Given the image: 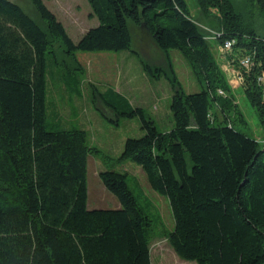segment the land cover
I'll list each match as a JSON object with an SVG mask.
<instances>
[{"label":"trees","instance_id":"obj_1","mask_svg":"<svg viewBox=\"0 0 264 264\" xmlns=\"http://www.w3.org/2000/svg\"><path fill=\"white\" fill-rule=\"evenodd\" d=\"M87 1L99 23L74 42L43 0L31 2L44 26L19 4L0 0V264H153L152 219L127 174L100 172L120 207L89 209L87 164L96 150L85 129L53 130L48 121V61L59 64L56 44L77 69L78 52L130 51L149 76L162 75L132 49L131 25L146 30L169 60L164 75L174 90V126L161 132L143 108L116 107L93 86L103 116L112 113L116 124L141 120L145 134L127 139L120 160L138 164L150 187L167 197L174 219L167 238L178 257L196 264H264V145L237 129L247 123L244 114L186 0ZM197 1L206 18L218 12L209 29L220 35L217 44L232 42L233 65L252 58L244 93L264 125V35L231 0ZM250 2L264 17V0ZM170 50L185 58L200 91L185 92Z\"/></svg>","mask_w":264,"mask_h":264},{"label":"rangeland","instance_id":"obj_2","mask_svg":"<svg viewBox=\"0 0 264 264\" xmlns=\"http://www.w3.org/2000/svg\"><path fill=\"white\" fill-rule=\"evenodd\" d=\"M19 4L33 19L44 26L31 0H11ZM45 5L57 16L65 26L69 36L78 42L84 33L98 25V19L90 17L91 8L87 0H43ZM238 13L253 23L257 32L264 35V17L258 7L252 6L250 0H231ZM191 15L201 29L210 34L212 20L218 21V12L212 11L211 17L201 12L197 0H186ZM133 34L132 49L137 51L141 59L152 68H161L170 73L169 60L166 53L159 49L152 36L144 29L131 25ZM213 52L220 72L224 75L230 87L234 104H237L244 114L246 125H237V129L264 145V125L261 123L257 110L244 93L246 77L249 72H243V81L237 73L239 68L233 65L222 46L212 40ZM55 65L48 61V121L49 129H70L72 127L87 131L88 144L95 148L88 156L87 183L88 208L120 207L117 198L108 191L100 179L102 171H117L127 174V182L135 194L142 209L152 219L151 256L153 264H196L185 261L177 256L171 247L167 234L174 227V219L167 197L154 191L142 168L130 159L120 160L124 145L128 138H140L145 134L139 117L120 118L119 124L112 122L114 115L107 112L103 116L99 103L93 102V86L111 104L123 108V102L132 103L138 98L132 88L139 87L145 93L140 96L147 117L153 119L161 132H169L174 126L171 100L174 90L169 80L162 72L159 78L149 76L142 67L139 57L130 51L121 52H78L80 69L64 55V46L56 44ZM169 56L173 68L185 92L195 93L202 89L189 64L178 50H170ZM69 63V74L65 66ZM76 69V71H74ZM73 71V74L70 72ZM150 84V85H149ZM150 89V90H149ZM148 91L151 98L148 97ZM56 112L58 119L53 118ZM60 119V123H59ZM191 167V162L189 160ZM117 205V206H116Z\"/></svg>","mask_w":264,"mask_h":264},{"label":"built area","instance_id":"obj_3","mask_svg":"<svg viewBox=\"0 0 264 264\" xmlns=\"http://www.w3.org/2000/svg\"><path fill=\"white\" fill-rule=\"evenodd\" d=\"M209 32H211L210 34H208V39L209 40H214L216 41L220 35L209 29ZM222 49L224 50L225 54H228L229 52L232 51L233 48V44L230 41H226L225 43L221 44ZM253 66V60L250 56H243L239 61H238V67L241 72L237 73L239 75V79L241 81H243V72H249L252 69ZM260 82H264V73L261 75V77L259 78ZM218 93L220 95L226 96L225 92L222 90H219Z\"/></svg>","mask_w":264,"mask_h":264},{"label":"crops","instance_id":"obj_4","mask_svg":"<svg viewBox=\"0 0 264 264\" xmlns=\"http://www.w3.org/2000/svg\"><path fill=\"white\" fill-rule=\"evenodd\" d=\"M150 85V84H149ZM150 90V89H149ZM132 91H134L135 93H136V95H137V99L135 100V103L133 104L132 103V105L134 106V107H140V108H145L144 107V104H147L146 102H141V100H140V96H142V94L143 93H145L144 92V90L143 89H141V88H139V87H134V88H132ZM147 93H148V97H150L151 98V93H149L148 91H146ZM148 105V104H147ZM117 206V205H116ZM117 208H119V207H116L115 209H117ZM93 209H96L95 207L93 208Z\"/></svg>","mask_w":264,"mask_h":264}]
</instances>
